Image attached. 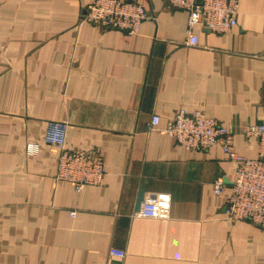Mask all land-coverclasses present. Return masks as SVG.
I'll return each instance as SVG.
<instances>
[{"label":"crops","instance_id":"obj_1","mask_svg":"<svg viewBox=\"0 0 264 264\" xmlns=\"http://www.w3.org/2000/svg\"><path fill=\"white\" fill-rule=\"evenodd\" d=\"M91 1L0 0V264H264V228L224 215L234 163L162 132L197 108L257 155L242 129L263 116L264 0H238L224 33L193 28L194 45L166 0H138L153 18L134 35L83 21ZM48 120L67 124L68 147L97 151L99 184L55 177Z\"/></svg>","mask_w":264,"mask_h":264},{"label":"built area","instance_id":"obj_2","mask_svg":"<svg viewBox=\"0 0 264 264\" xmlns=\"http://www.w3.org/2000/svg\"><path fill=\"white\" fill-rule=\"evenodd\" d=\"M171 8L187 12L186 24L189 31L186 44H197L193 28H205L221 34L236 24L238 0H166ZM153 18L138 0H92L87 4L82 20L99 27L113 28L134 35L141 23ZM158 115H152L149 126L157 125ZM67 124L59 120H48L42 143L59 149L55 177L73 184L80 190L87 184H99L103 177L102 159L97 151L70 148L66 143ZM162 132L172 136L176 142L191 150H204L218 145L225 157L234 163V176L230 182V193L224 207L228 219L246 220L264 228V110L258 123H249L242 134L256 138L257 155L247 157L237 153L233 147L232 132L217 119L205 115L200 109H177ZM41 141L26 144L25 153L36 154ZM221 178L215 180L214 191L219 193L223 186ZM73 214V212H71ZM144 217L156 216L155 205L145 202L140 210ZM118 257L124 253L111 250Z\"/></svg>","mask_w":264,"mask_h":264}]
</instances>
